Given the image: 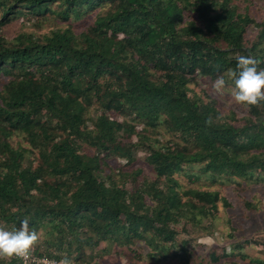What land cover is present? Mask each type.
I'll return each mask as SVG.
<instances>
[{
    "label": "trees",
    "instance_id": "16d2710c",
    "mask_svg": "<svg viewBox=\"0 0 264 264\" xmlns=\"http://www.w3.org/2000/svg\"><path fill=\"white\" fill-rule=\"evenodd\" d=\"M104 4L110 8L80 33L69 24L40 38L0 36V227L18 229L27 218L30 230L46 236L42 251L30 252L57 261L63 253L82 258L85 242L124 248L137 238L167 252L178 234L173 224L184 217L186 224L197 208L212 216L220 201L230 205L207 185L185 191L191 200L183 202L177 174L211 184L264 181V101L241 117L220 108L208 88H190L198 78L210 86L239 55L264 69V16L238 10L234 0H0V30L17 14L80 19ZM96 103L101 112L91 116ZM160 125L183 142L164 144L158 135L151 142ZM13 135L27 145L15 146ZM83 143L94 156L81 151ZM145 145L155 179L141 180L142 168L133 188L115 179L107 159L129 165ZM186 207L192 212L184 214ZM223 248L213 262L229 256L230 245Z\"/></svg>",
    "mask_w": 264,
    "mask_h": 264
},
{
    "label": "rangeland",
    "instance_id": "374dc122",
    "mask_svg": "<svg viewBox=\"0 0 264 264\" xmlns=\"http://www.w3.org/2000/svg\"><path fill=\"white\" fill-rule=\"evenodd\" d=\"M250 1L254 2V6H252L253 4ZM234 2L240 4L238 10L249 7V12L254 14L258 20H261L264 16V0H234ZM56 3H59V1L52 4V8L56 9L59 6ZM109 8V4H104L87 12L80 19L71 18L70 20L62 19L55 15L36 17L30 13L25 15L17 14L12 17L9 23L2 27L0 36L7 40H12L18 34L28 32L40 38L58 28H66L69 24H72L71 27L76 33H80L87 30L96 13H103ZM188 13L190 14V12ZM24 20L25 22H23ZM221 45L226 46V43L223 42ZM261 45L264 47V41ZM160 74L157 73L154 76L160 78ZM207 83L208 81L198 78L190 84V88L197 89V92L201 93H203L205 88H208L211 91L210 95L218 101L220 108L234 109L241 117L248 113L249 106L236 104L227 94L224 96L215 94L211 89V85L207 87ZM189 94L192 96L194 93L190 91ZM97 111L101 112L98 103L91 107L90 115L95 116ZM55 132L57 131L55 130ZM149 134L153 143H155L156 135L159 136V141L164 144H167L169 139L172 138L183 142L180 136L167 133L164 125L158 126L153 133L150 131ZM11 140L15 146L18 144L27 145L25 138L19 135H13ZM146 147V145L140 147L136 151V161L126 166L122 163L121 158L116 155L107 159L110 165L115 166V179L120 182L124 181L126 184L128 183L126 186H132L133 188L132 176L136 175V171L139 168H142L144 173L139 176L141 180H145L147 177L155 179V171L147 161L149 150ZM81 151L90 156L95 154V149L87 146L86 143L82 144ZM36 154H38V151H36ZM197 170L198 166L194 167V172H197ZM188 177V175L182 173L176 175L181 184L179 191L182 194L183 202L191 200L184 195L185 191L194 188L201 189L202 186L207 185L203 188L219 191L220 195L226 198L230 205L226 207L224 202L220 201L218 203L219 211H217L219 213L212 216L203 213L206 210L205 208H197L198 211L195 212V215L193 217L190 215L187 218L186 224L184 223L185 217L173 224L178 234L175 235V247L170 248L167 252L153 250L142 239L137 238L132 244L124 248L113 241H101L99 245L93 247L90 246L89 242H85L81 250L82 258L77 255L73 256V264H219L211 259L216 254V251L220 254L223 252L224 243L230 245L232 251L229 256L221 258V264H262L261 261H264V246L262 244V240H264V181L238 179L235 182L225 180L224 182L211 184L203 176L198 182ZM192 201L196 202V199H192ZM190 212H192V208L186 207L184 214H189ZM213 212L207 211L209 214ZM229 223L233 224L238 230L234 238L230 236L232 230ZM215 232L219 233V237ZM38 236V243L32 249L39 248L42 251V244H44L46 238L44 231H39ZM82 236L84 237L85 235ZM224 236H227V239L222 240ZM254 238L258 240V244L253 243ZM184 243L185 246L183 245ZM253 245L257 247L255 248ZM183 247L185 248L184 251ZM179 248H181L180 251L182 253L177 251ZM130 249H133L134 252L130 251ZM62 255L66 256L67 254L63 253ZM42 258L46 257L42 256Z\"/></svg>",
    "mask_w": 264,
    "mask_h": 264
},
{
    "label": "clouds",
    "instance_id": "9594fccd",
    "mask_svg": "<svg viewBox=\"0 0 264 264\" xmlns=\"http://www.w3.org/2000/svg\"><path fill=\"white\" fill-rule=\"evenodd\" d=\"M236 61L234 68L212 82L211 89L219 96L229 95L236 104L256 106L264 101V69H258L260 61L252 56L239 55ZM212 122L211 116L205 120L209 126ZM38 240V233L30 230L27 218L20 222L18 229L9 231L0 227V259L16 257L23 260ZM52 264H73V260L64 256Z\"/></svg>",
    "mask_w": 264,
    "mask_h": 264
},
{
    "label": "built area",
    "instance_id": "2783aa9c",
    "mask_svg": "<svg viewBox=\"0 0 264 264\" xmlns=\"http://www.w3.org/2000/svg\"><path fill=\"white\" fill-rule=\"evenodd\" d=\"M53 261L58 262L54 259L42 258V256L35 255L31 252L27 258L22 260L23 264H52Z\"/></svg>",
    "mask_w": 264,
    "mask_h": 264
}]
</instances>
